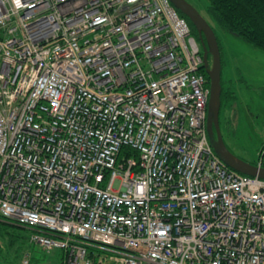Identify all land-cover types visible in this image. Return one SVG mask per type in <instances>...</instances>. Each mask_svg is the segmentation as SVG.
Masks as SVG:
<instances>
[{
	"label": "built area",
	"instance_id": "obj_1",
	"mask_svg": "<svg viewBox=\"0 0 264 264\" xmlns=\"http://www.w3.org/2000/svg\"><path fill=\"white\" fill-rule=\"evenodd\" d=\"M202 65L169 0H0V218L58 264H264V179L214 153Z\"/></svg>",
	"mask_w": 264,
	"mask_h": 264
},
{
	"label": "rangeland",
	"instance_id": "obj_2",
	"mask_svg": "<svg viewBox=\"0 0 264 264\" xmlns=\"http://www.w3.org/2000/svg\"><path fill=\"white\" fill-rule=\"evenodd\" d=\"M187 1L213 23L206 12L207 0ZM213 30L220 47L221 84L235 102L222 138L234 155L257 163L264 147V52L216 26ZM34 233L30 227L0 220V264H21L26 253L37 264H58L62 249L45 250L30 242Z\"/></svg>",
	"mask_w": 264,
	"mask_h": 264
},
{
	"label": "water",
	"instance_id": "obj_3",
	"mask_svg": "<svg viewBox=\"0 0 264 264\" xmlns=\"http://www.w3.org/2000/svg\"><path fill=\"white\" fill-rule=\"evenodd\" d=\"M194 27L202 48L203 69L209 81V98L206 113V133L216 156L233 171L264 179V167L253 165L234 155L225 145L218 116L221 105V58L215 33L207 20L187 0H169Z\"/></svg>",
	"mask_w": 264,
	"mask_h": 264
},
{
	"label": "trees",
	"instance_id": "obj_4",
	"mask_svg": "<svg viewBox=\"0 0 264 264\" xmlns=\"http://www.w3.org/2000/svg\"><path fill=\"white\" fill-rule=\"evenodd\" d=\"M206 12L209 19L213 22L210 23V21L206 19L212 29L216 26L219 29L237 36L247 45L260 49L264 52V0H207ZM178 14L186 20L188 26L190 27L191 34L198 41L196 31L190 21L180 12H178ZM201 72L207 80L208 77L206 76L204 69H201ZM220 99L221 105H224L226 109L229 110L228 107L231 109L235 108V102L232 94L224 89L222 84ZM228 117V113L225 111V120L228 121L225 123L227 125L231 120V117ZM227 125L224 126V129ZM261 158L264 160V147L259 151L258 161ZM257 163L255 162L251 164L256 165ZM262 166L264 167V162ZM0 220L3 221L1 218ZM24 258H28L29 263L31 264H37L32 262L29 254L27 256L24 255L22 260Z\"/></svg>",
	"mask_w": 264,
	"mask_h": 264
},
{
	"label": "flooded vegetation",
	"instance_id": "obj_5",
	"mask_svg": "<svg viewBox=\"0 0 264 264\" xmlns=\"http://www.w3.org/2000/svg\"><path fill=\"white\" fill-rule=\"evenodd\" d=\"M199 48H200V46H199ZM228 108H229V110L226 109V107L224 105H220V111H219V116H218V124H219V128H220L221 134H223L224 126L227 125L226 123L228 122L227 120H225V111L228 113L229 117H232V114H233V111H234V109H231L230 107H228Z\"/></svg>",
	"mask_w": 264,
	"mask_h": 264
},
{
	"label": "bare ground",
	"instance_id": "obj_6",
	"mask_svg": "<svg viewBox=\"0 0 264 264\" xmlns=\"http://www.w3.org/2000/svg\"><path fill=\"white\" fill-rule=\"evenodd\" d=\"M190 28V27H189Z\"/></svg>",
	"mask_w": 264,
	"mask_h": 264
}]
</instances>
